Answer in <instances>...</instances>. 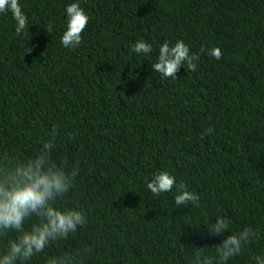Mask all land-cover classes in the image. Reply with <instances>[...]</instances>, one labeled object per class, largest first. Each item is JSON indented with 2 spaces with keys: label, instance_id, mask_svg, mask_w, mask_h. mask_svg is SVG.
<instances>
[{
  "label": "trees",
  "instance_id": "trees-1",
  "mask_svg": "<svg viewBox=\"0 0 264 264\" xmlns=\"http://www.w3.org/2000/svg\"><path fill=\"white\" fill-rule=\"evenodd\" d=\"M19 3L23 34L0 13V158L34 157L55 129L53 160L80 168L56 206L87 218L27 264L83 248L84 264H191L193 245L215 254L249 226L257 238L227 264L264 257V0ZM71 3L89 22L81 44L66 48ZM141 39L150 53L133 51ZM180 40L200 56L197 69L164 79L152 64L160 45ZM214 47L219 61L207 55ZM159 171L198 205L177 208L175 188L153 195L147 183ZM222 214L231 231L214 237L205 225ZM15 237L0 238V251Z\"/></svg>",
  "mask_w": 264,
  "mask_h": 264
},
{
  "label": "clouds",
  "instance_id": "clouds-1",
  "mask_svg": "<svg viewBox=\"0 0 264 264\" xmlns=\"http://www.w3.org/2000/svg\"><path fill=\"white\" fill-rule=\"evenodd\" d=\"M11 12L16 21L15 32L19 36L28 27L19 0H0V13ZM67 27L61 37L64 47L75 48L82 42V33L86 29L89 17L78 3L66 7ZM49 27L47 31H50ZM136 54H148L152 45L141 39L132 45ZM30 51V50H29ZM205 49H201L204 52ZM207 55L219 61L222 51L219 47L207 49ZM200 56L190 54L189 47L182 41L170 46L165 41L159 47L157 62L152 64L153 70L164 79L177 78L182 66L195 71ZM212 130L207 129L202 136ZM56 130L51 139L43 143L34 157L26 160L9 158L7 154L0 158V238H8L9 233L16 237L8 239L6 247L0 251V264H27L34 256L43 253L53 241L67 239L70 234L87 223L83 210L61 209L56 202L62 199L74 187L79 175V164L71 169L57 164L52 158L55 147ZM176 189L174 197L177 208L189 203L198 205L199 196L187 190L181 182L167 171L156 172L147 183V189L155 196ZM31 221L29 227L26 223ZM232 221L226 214L216 215V223L209 222L205 226L214 237L223 236L230 230ZM231 231V230H230ZM258 232L251 226L237 233L224 236L216 245L215 254H206L205 247H192L191 264H227L230 258L240 254L243 246L255 240ZM91 249L83 248L65 252L61 256L48 257L46 264H84V256ZM256 264H264V257H255Z\"/></svg>",
  "mask_w": 264,
  "mask_h": 264
}]
</instances>
